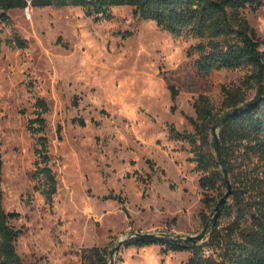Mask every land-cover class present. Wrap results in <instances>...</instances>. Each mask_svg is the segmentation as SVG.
<instances>
[{"label": "rangeland", "instance_id": "obj_1", "mask_svg": "<svg viewBox=\"0 0 264 264\" xmlns=\"http://www.w3.org/2000/svg\"><path fill=\"white\" fill-rule=\"evenodd\" d=\"M244 14L264 38V0ZM10 15L28 46L4 44L0 60L2 189L6 211L19 214L12 225L23 231L16 246L24 261L84 264L82 251L101 247L110 264L112 249L130 235L200 233L202 213L213 215L203 173L195 147L174 139L170 127L194 132L189 118L200 95L225 115L223 87L242 85L250 70L200 74L189 54L198 39L139 19L131 6L113 8L110 20L76 6L30 5ZM255 96L253 88L248 100ZM38 98L49 105L45 134L58 179L51 204L33 176L39 135L29 125ZM226 192L221 185L209 195L219 202ZM189 256L160 244H125L113 264H187Z\"/></svg>", "mask_w": 264, "mask_h": 264}, {"label": "trees", "instance_id": "obj_2", "mask_svg": "<svg viewBox=\"0 0 264 264\" xmlns=\"http://www.w3.org/2000/svg\"><path fill=\"white\" fill-rule=\"evenodd\" d=\"M262 4L263 0H0V60L4 44L20 49L28 46L13 29L10 12L14 9H25L30 5L76 6L88 17L110 20L113 8L131 6L139 19L154 20L174 36L198 39L189 54L195 56V67L200 74L209 75L221 69L250 70L242 85L223 87L226 113L252 101L248 100V94L253 88L257 101L234 115L220 130V142L233 187L232 202L220 218L228 216L231 220L222 225L219 218L208 237L198 243L143 239L130 241L128 245L160 244L175 252L188 250L187 264H264V97L261 98L264 96V38L257 35L244 14L247 8L257 9ZM7 28L13 29L10 37L5 36ZM177 94L173 88L174 99ZM194 107L196 116L189 118L194 132H181L173 125L170 131L174 139L187 141L195 147L194 160L203 173L204 204L214 213L218 202L209 192L220 190L221 185L228 187L212 136L213 126L224 115L216 112L206 95H200ZM35 108V117L29 125V130L39 135L35 149L37 169L33 176L43 181L42 193L51 204L58 192V179L49 165V139L45 134V114L49 105L45 99L38 98ZM1 114L0 99V121ZM1 145L0 126V264H27L16 246L23 231L12 225V220L19 214L6 211L3 205ZM211 216L203 212L202 222L206 225ZM108 255V250L101 247L87 248L81 253L84 264H109Z\"/></svg>", "mask_w": 264, "mask_h": 264}, {"label": "water", "instance_id": "obj_3", "mask_svg": "<svg viewBox=\"0 0 264 264\" xmlns=\"http://www.w3.org/2000/svg\"><path fill=\"white\" fill-rule=\"evenodd\" d=\"M263 97L264 96H262L261 98H263ZM256 102L257 101L255 99H253L249 103H247L245 105H241V106L229 111L212 128V136H213L214 141H215V149H216V152L219 156L220 161L222 162L223 170H224L225 177H226V180L228 183V187H227V192L218 202L217 206L214 209L213 215L211 216L209 222L205 225L203 230L196 235H189V236H185V237L184 236H170L167 234H155V233H137V234L130 235L127 238L121 239L119 241V243L112 249L110 264H113L114 256L118 252V250L123 245H125L128 242L133 241V240L155 239V240H168V241H178V242H187V243L188 242L198 243V242H202L203 240H205L208 237V235L211 232V229L215 226V224L218 221V219L220 218L222 212L224 211V209L228 205V203L232 197V192H233V187H232V184H231L230 178H229L227 163H226L224 152H223L222 145L220 142V130L224 126V124L227 123L234 115H236L238 112H241L242 110H244L246 108H249L250 106L254 105Z\"/></svg>", "mask_w": 264, "mask_h": 264}]
</instances>
